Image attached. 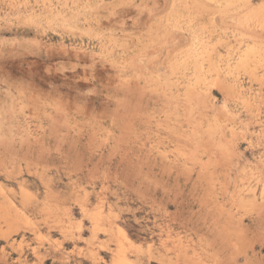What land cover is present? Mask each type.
<instances>
[{
	"label": "rangeland",
	"instance_id": "obj_1",
	"mask_svg": "<svg viewBox=\"0 0 264 264\" xmlns=\"http://www.w3.org/2000/svg\"><path fill=\"white\" fill-rule=\"evenodd\" d=\"M263 43L264 0H0V186L52 204L0 264H264Z\"/></svg>",
	"mask_w": 264,
	"mask_h": 264
},
{
	"label": "bare ground",
	"instance_id": "obj_2",
	"mask_svg": "<svg viewBox=\"0 0 264 264\" xmlns=\"http://www.w3.org/2000/svg\"><path fill=\"white\" fill-rule=\"evenodd\" d=\"M74 11V10H73ZM61 13V12H60ZM41 14V13H40ZM45 15H46V13H45ZM77 15V14H76ZM67 17V16H66ZM215 23V22H214ZM244 24V23H243ZM217 25H219V24H217ZM222 26V25H221ZM203 29V28H202ZM230 31V30H229ZM221 36V35H220ZM260 37V36H259ZM228 38V37H227ZM248 38H251V37H248ZM225 39V38H224ZM234 40H237L235 37L233 38ZM259 39V38H258ZM262 39V38H261ZM202 39L201 38H199V37H196L195 38V41H194V76H195V82H196V84H199L201 81H202V76H203V71H204V64H203V61H204V58H203V55H205V53H207L208 52V49H206V46L204 45V43H203V41H201ZM226 40H228V39H226ZM252 41H254L255 42V40H253V38L251 39ZM260 40V39H259ZM221 41V40H220ZM240 41L241 42H243L241 39H240ZM257 42V41H256ZM259 42H261V41H259ZM258 42V43H259ZM231 43V42H230ZM255 44V43H254ZM260 45L262 44V43H259ZM264 44V43H263ZM219 45V44H218ZM225 45H227V47H228V44H225ZM251 45H253L252 43H251ZM213 46H215V45H213ZM213 46H211V47H213ZM220 46H222L221 44H220ZM263 46V45H262ZM226 47V46H225ZM258 47V46H257ZM256 47V48H257ZM261 47V46H260ZM259 47V49H261V48H263V50H264V47H261L260 48ZM213 48H215V47H213ZM222 48H223V46H222ZM206 49V50H205ZM224 49V48H223ZM255 49V48H254ZM253 48H250V49H247V50H245V51H243L241 54H238L237 55V57H235L236 58V62H234V64H235V66H234V68L236 69V70H239V69H243V70H246L247 68H249L250 67V65H251V62L252 61H254V59L255 58H257V56L259 57V56H261L260 54H259V52L258 51H255ZM229 50V49H228ZM243 50V49H242ZM207 51V52H206ZM213 51V49L211 50V52ZM218 51V50H217ZM216 52V51H215ZM225 52V51H224ZM219 53H220V51H219ZM215 54V53H214ZM229 54V53H228ZM262 54V53H261ZM220 55V54H219ZM262 55H264V54H262ZM209 56V53H208V55H207V60H208V58H209V60L211 61V58L210 57H208ZM217 56V55H216ZM234 56H235V54H234ZM261 57H264V56H261ZM260 57V58H261ZM214 58V57H213ZM221 59V58H220ZM208 60V61H209ZM216 60V59H215ZM214 61V60H213ZM217 61V60H216ZM222 61H224V60H222ZM219 62V61H218ZM210 63V62H209ZM209 63H207V64H209ZM212 63V62H211ZM214 63V62H213ZM216 64V63H215ZM229 64V63H228ZM230 64H232V63H230ZM252 64H253V62H252ZM256 64V63H255ZM212 65V64H211ZM226 65V64H225ZM214 66V65H213ZM222 66V68H223V65H221ZM211 67V66H210ZM216 67V66H215ZM213 69V70H212ZM211 70L212 71H214V68H212ZM216 69H217V67H216ZM227 70H228V67H227ZM215 71H218L219 72V70L217 69V70H215ZM227 73V72H226ZM250 73V72H249ZM220 74V73H219ZM252 74V73H251ZM222 75H223V72H222ZM220 76V75H219ZM224 76V75H223ZM252 77L254 76V74H252L251 75ZM255 77V76H254ZM257 77V76H256ZM222 78V77H221ZM225 78H226V76H225ZM255 79V78H254ZM260 79V78H259ZM258 79V80H259ZM214 86L216 87V84H218V82H217V78L215 79L214 78ZM257 80V81H258ZM220 81V80H219ZM227 81V80H226ZM261 82V81H260ZM232 83V82H231ZM228 84V83H227ZM235 84V83H234ZM254 84V83H253ZM218 86L220 87V88H222L221 86H220V84H218L217 85V90H220V89H218ZM196 90V89H195ZM194 90V91H195ZM197 91V90H196ZM202 92V91H201ZM197 93H200V91H198ZM247 93V92H246ZM225 94V93H224ZM226 95V94H225ZM260 95V94H259ZM237 96V95H236ZM236 99H238V97L236 98ZM243 106H244V104H243ZM260 110V109H259ZM250 111V110H249ZM253 112V111H252ZM263 113V112H262ZM225 115V114H224ZM215 116H217V115H215ZM228 116V115H227ZM218 117V116H217ZM224 117V116H223ZM222 119V118H221ZM227 119V118H226ZM243 174V173H242ZM258 177L259 178H263V175L262 174H259L258 175ZM262 189V188H261ZM260 189V190H261ZM264 194V193H263ZM262 197V196H261ZM48 200H49V194L47 193V192H45L44 193V195L41 197V198H37V196H35L32 192H29L28 190H27V188H25L23 185L21 186V189H20V192H19V196L18 195H10L2 186H0V207L2 206H4V208H6L7 209V213H8V211L11 213V215L13 216V215H15L16 213L18 214V216H22V217H24V218H26V217H30V215H28V213L30 212V211H32V209L33 208H35L36 206H42V207H40V208H46L47 210L49 209V210H51V208H52V204H47L48 203ZM35 205V206H34ZM3 208V209H4ZM39 209V208H38ZM41 210V209H40ZM48 210V211H49ZM12 211V212H11ZM13 211H15V213L13 212ZM28 212V213H27ZM12 213H14V214H12ZM36 213H39V212H36ZM58 213H60V214H62L61 213V211H58ZM16 214V215H17ZM46 214H48L47 213V211H46ZM5 218V217H4ZM9 218V217H8ZM50 218V217H49ZM1 219V218H0ZM10 220V219H9ZM15 220V219H14ZM48 220V219H47ZM13 221V220H12ZM9 222V221H8ZM17 222V221H16ZM15 222H13V224H14ZM18 224V223H17ZM96 224V223H95ZM1 225V224H0ZM6 225V224H5ZM16 225V224H15ZM20 225V224H19ZM7 226V225H6ZM17 227V226H16ZM7 228H9V227H7ZM14 228V227H13ZM12 228V229H13ZM9 229H11V228H9ZM8 229V230H9ZM15 231H16V229H14ZM17 230H18V228H17ZM7 232V231H6ZM16 233V232H15ZM119 233L122 235V237L123 238H125L126 240H128L129 241V238H128V236L126 235V233H125V231L122 229V228H120L119 229ZM9 234V233H8ZM14 237V236H13ZM122 237H121V239H122ZM7 238V237H6ZM124 239V240H125ZM7 240V239H6ZM5 242H7V241H5ZM122 242H123V239H122ZM123 245L120 243L119 244V248L117 249V252H116V256H117V263L118 264H141V262H140V260L139 261H135V260H131V259H129L128 257H126V255L123 253V247H122Z\"/></svg>",
	"mask_w": 264,
	"mask_h": 264
}]
</instances>
